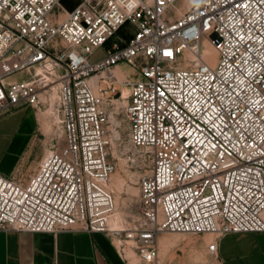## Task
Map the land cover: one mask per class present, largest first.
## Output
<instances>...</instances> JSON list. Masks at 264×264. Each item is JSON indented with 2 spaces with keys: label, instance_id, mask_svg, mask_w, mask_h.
I'll return each instance as SVG.
<instances>
[{
  "label": "built area",
  "instance_id": "2783aa9c",
  "mask_svg": "<svg viewBox=\"0 0 264 264\" xmlns=\"http://www.w3.org/2000/svg\"><path fill=\"white\" fill-rule=\"evenodd\" d=\"M63 1L0 0V117L44 107L65 142L27 180L0 173V229L106 233L139 264H163L164 232H264V0ZM125 99L151 168L140 221L119 229L110 147Z\"/></svg>",
  "mask_w": 264,
  "mask_h": 264
},
{
  "label": "crops",
  "instance_id": "0c3cea01",
  "mask_svg": "<svg viewBox=\"0 0 264 264\" xmlns=\"http://www.w3.org/2000/svg\"><path fill=\"white\" fill-rule=\"evenodd\" d=\"M122 67L124 65H120V68ZM13 113L21 114V116L16 119L0 117V142L2 141L5 145V151L0 159V173L10 177L13 176L21 160L26 156L30 158L31 147L34 143H39L36 136L46 124L43 114L35 107L21 106ZM51 119L54 124L52 115ZM24 137L26 141L23 142ZM41 154L43 150L37 153L31 166L22 171L18 179H28L36 169V163ZM9 157L12 160L6 164ZM202 234L204 235L199 240L188 242V244L185 242L180 244V241L174 244V237L160 235L158 238L160 257L163 256L161 251L164 253L169 249L167 252H170L177 246L185 248L192 255L180 256L177 264H264V232H237L223 237ZM210 241L217 242L218 251L215 255L212 254L213 256H206L207 253L211 254L208 248ZM199 254L203 256H198ZM204 256L206 260L201 259ZM132 258L127 256L126 249L122 251L116 238L102 232L93 233L78 227L55 233L0 229V264L140 263L138 255L137 261Z\"/></svg>",
  "mask_w": 264,
  "mask_h": 264
},
{
  "label": "rangeland",
  "instance_id": "374dc122",
  "mask_svg": "<svg viewBox=\"0 0 264 264\" xmlns=\"http://www.w3.org/2000/svg\"><path fill=\"white\" fill-rule=\"evenodd\" d=\"M72 1L73 0H64L63 3L68 8H72L75 5L74 3H72ZM59 13H61V15H64L65 11L61 8L59 9ZM121 34L129 38L126 32H124V30L121 32ZM105 54H106V49L100 48L94 52V54L91 56V60L94 61L100 59L103 56H105ZM188 58L189 56L184 54L181 56L180 60L183 61L184 63ZM123 69L127 71L129 69V66L124 65ZM134 75L135 74L133 73L132 77H134ZM28 78L29 76L27 73H17L10 76L8 79L21 81V80H26ZM126 102L127 100H122L118 104L121 113L118 116V118H116L115 124L117 125L121 124L120 130H117L116 127L113 128L114 130V132L112 133L113 141L110 147V152H111V159L116 163L117 168L114 174L112 175L109 184L111 188H113L115 191V199L117 202V207H116L117 212L112 220L118 222L120 225L124 227H133L140 221V213H139L140 212L139 211L140 177L143 174L149 173L151 168V160L148 154H145L144 150L141 151L135 148L129 141L128 123L124 119L122 114V109ZM36 110L41 114H43L42 116H44L43 118L46 120L45 122L46 124H44L45 127H43L42 131L38 132L36 136L39 143H34L32 147L30 146L32 150L30 158L26 156L23 160H21V162L17 165V168L15 169L13 176L11 177L19 178L22 175V171H24L27 167L31 166L33 159H35L37 156V153L43 150V154H41L39 159L37 160L36 169L31 173L32 175L34 172L38 170L42 160L54 145L62 146L65 143L64 129L62 128V126H57L53 124L49 109L43 107L40 109L36 108ZM14 111L1 117L7 119L19 118L21 114L18 115L16 113H13ZM24 140L26 141V137L23 138V142ZM21 144L23 145L22 142ZM4 147L5 145L1 141L0 159L5 151ZM10 160H12L11 157L7 158L6 164H8ZM162 234H166L168 236L170 235L174 237L173 239L174 244L179 241L181 242L180 244H182L183 242L188 244V242H194L199 240V238L204 235V234L182 233L179 234L178 237H175V235L177 234L171 232H164ZM215 236L216 234L213 235V237ZM126 249H133V248H131L130 245H127ZM167 251H165L162 254L163 256L161 255L162 256L161 258H163L162 262L164 264H177L178 258H180V256H192L191 253H188L185 248H180L177 246L174 247L170 252ZM127 256H132L133 257L132 259H135L137 261L134 249L128 250ZM193 256H195V254ZM198 256H203V255L199 254ZM206 256H213V255L207 253ZM206 256L202 257L201 259L206 260L207 259Z\"/></svg>",
  "mask_w": 264,
  "mask_h": 264
},
{
  "label": "bare ground",
  "instance_id": "6f19581e",
  "mask_svg": "<svg viewBox=\"0 0 264 264\" xmlns=\"http://www.w3.org/2000/svg\"><path fill=\"white\" fill-rule=\"evenodd\" d=\"M206 53H212V54H214V55H216V50H215V48L212 46V45H208L207 47H206ZM118 71H120L121 70V68H120V66L118 67V69H117ZM129 89H126L125 91H124V97L126 98L127 96H128V94H129ZM126 100V99H125ZM119 103V102H118ZM116 109H118V106L116 107ZM110 183V182H109ZM117 203V202H116ZM116 212H117V210L115 211V214H114V216L116 215ZM113 216V217H114ZM113 219V218H112ZM111 219V223H110V226L112 227V228H119V229H122V228H124V226H122V225H120L118 222H116V221H114V220H112ZM124 225V224H123ZM174 234H177V235H175V237H178L179 236V234H182V233H174ZM207 234H214V233H210V232H208ZM208 238V237H207ZM163 250H164V248H162ZM161 249V250H162ZM128 250H133V249H126V253H128ZM134 252H135V250H134ZM135 254H136V258H137V253L135 252ZM161 254H163V252L161 253ZM130 258H132V256H129Z\"/></svg>",
  "mask_w": 264,
  "mask_h": 264
}]
</instances>
